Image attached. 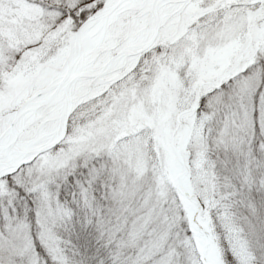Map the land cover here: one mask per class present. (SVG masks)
<instances>
[{
	"label": "snow or ice",
	"instance_id": "snow-or-ice-1",
	"mask_svg": "<svg viewBox=\"0 0 264 264\" xmlns=\"http://www.w3.org/2000/svg\"><path fill=\"white\" fill-rule=\"evenodd\" d=\"M0 264H264V0H0Z\"/></svg>",
	"mask_w": 264,
	"mask_h": 264
}]
</instances>
